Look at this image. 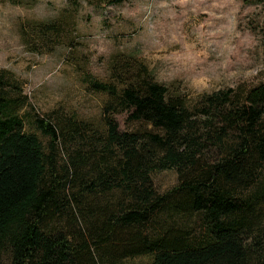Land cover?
Segmentation results:
<instances>
[{"label":"trees","instance_id":"trees-1","mask_svg":"<svg viewBox=\"0 0 264 264\" xmlns=\"http://www.w3.org/2000/svg\"><path fill=\"white\" fill-rule=\"evenodd\" d=\"M63 30L29 26L42 46ZM109 74L86 86L104 96L100 130L27 119L21 85L0 70V264H264V82L190 106L131 55H113ZM119 113L139 127L120 131ZM165 170L178 183L159 194L151 176Z\"/></svg>","mask_w":264,"mask_h":264},{"label":"rangeland","instance_id":"rangeland-1","mask_svg":"<svg viewBox=\"0 0 264 264\" xmlns=\"http://www.w3.org/2000/svg\"><path fill=\"white\" fill-rule=\"evenodd\" d=\"M109 1L0 0V70L21 85L27 119L61 116L101 130L104 96L86 86L112 84L109 64L117 54L133 56L155 82L178 88L190 106L202 94L243 92L264 82V1ZM34 23H58L63 36L47 46L34 43ZM113 118L122 132L139 127L126 113ZM29 131L46 145L47 138ZM62 151L54 156L59 168ZM151 180L159 194L178 183L174 170L154 172ZM188 224L199 231L196 222Z\"/></svg>","mask_w":264,"mask_h":264}]
</instances>
